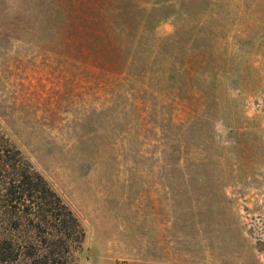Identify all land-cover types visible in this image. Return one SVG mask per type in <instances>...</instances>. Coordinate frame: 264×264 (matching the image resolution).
I'll list each match as a JSON object with an SVG mask.
<instances>
[{
	"label": "rangeland",
	"instance_id": "obj_1",
	"mask_svg": "<svg viewBox=\"0 0 264 264\" xmlns=\"http://www.w3.org/2000/svg\"><path fill=\"white\" fill-rule=\"evenodd\" d=\"M0 130L78 264H264V0H0Z\"/></svg>",
	"mask_w": 264,
	"mask_h": 264
},
{
	"label": "trees",
	"instance_id": "obj_2",
	"mask_svg": "<svg viewBox=\"0 0 264 264\" xmlns=\"http://www.w3.org/2000/svg\"><path fill=\"white\" fill-rule=\"evenodd\" d=\"M83 239L73 211L0 130V264H78Z\"/></svg>",
	"mask_w": 264,
	"mask_h": 264
}]
</instances>
